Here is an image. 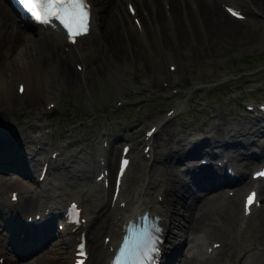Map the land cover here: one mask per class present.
Segmentation results:
<instances>
[{
    "label": "bare ground",
    "instance_id": "bare-ground-1",
    "mask_svg": "<svg viewBox=\"0 0 264 264\" xmlns=\"http://www.w3.org/2000/svg\"><path fill=\"white\" fill-rule=\"evenodd\" d=\"M95 1L97 2V5L90 18V33L88 35L93 37L82 38V40H79L74 45L67 43L68 45L65 49H62L60 45L59 47H56L55 45L51 46L50 41L43 36L32 37L24 28L11 27L9 23L10 16L7 15V12L5 11L6 8H4L0 2V12H2V15L0 14V89L2 91H0V94L4 97L5 93V95L10 98L9 102L14 105L18 104L19 106L21 103L22 105L27 106L30 112L29 118L41 116L40 114L42 113V110L39 108L43 96L47 94L48 88L56 89L59 84L76 85L82 75L89 72V69L92 68L93 64L89 63V59L87 60L85 55L88 53L89 49H91L90 40H92L93 44L98 45L96 49H99L101 52H113L116 54L123 53V48L125 47L123 41L125 38L127 40H133L134 31L127 18L128 14L120 9L119 3L116 7L114 0ZM125 1L134 4L135 10L139 16H147L152 22L154 19L159 20L162 26L160 31L161 36L162 34L172 35L177 39L178 48L184 47L185 45L187 46V43L185 42L187 40L185 39V32L189 33L190 31H193L194 33L198 29L193 25L196 20H200L201 25L205 28V42H207L206 44L210 46L211 50L212 48H217V46L222 47V49H227L234 44H240L243 42L252 43L256 40L255 38L261 40V42L264 41L262 20L260 22L258 19L245 18L242 20L234 16L232 17L222 8L223 6L217 3V0H151L152 3L150 0ZM238 3L245 11L252 13H255L256 11L264 12V0H238ZM154 13H158L155 14L156 17H154ZM195 14L197 15L196 17H194ZM166 19H169L170 22ZM144 21L147 20L141 18V20H139L140 25H143L142 23ZM186 24L188 28H186ZM146 25L147 24L144 25V28H146ZM121 30H125L124 35L118 33ZM58 34L60 35V33ZM162 40L165 41L166 37ZM198 42L199 41L194 40L193 44L189 46L191 53L200 51V45L202 42ZM3 44L4 53L1 52ZM104 57L106 59V56ZM73 61L80 63L81 67L78 71L75 67L72 68L73 65L71 63ZM85 61L87 62V66ZM10 66H13V70L20 72V75L25 77L20 76L18 78L25 83L21 93H17L11 89L10 86L6 88L5 82L7 73L13 71L9 69ZM96 66L99 67L98 65ZM162 73L161 77L163 79L173 80L169 71H164ZM9 75L10 74H8V76ZM178 79L181 80L182 76H178ZM115 80L118 82V77H116ZM83 81H86V79H83ZM43 82L47 85L46 91L44 87L42 88ZM160 85L161 84H159L157 80L151 89L154 90L157 88L159 90ZM20 111L23 112V114H26L27 110L20 109ZM153 114L154 112L144 114L143 118L152 119L153 116H155ZM214 115L220 117L218 125L211 127L212 130L207 134L202 132L197 135L196 139L194 138L193 142L185 147V141L181 139V132L179 131V123H182V121H172V117H162L161 120L155 119L152 121V123H155V130L149 138L154 141L153 148L156 150V156L151 159L147 170H144L145 166L137 159L131 161L132 167L136 172H133L131 175V173L126 170L120 183L117 198H115L111 205L108 203L111 193V191H109V184L104 186V184H102L103 178L99 181H94L91 176L95 170L94 163L90 162L84 167L78 168L72 165L75 162L74 160H69L65 157L64 167H61L60 170L57 171L54 170L51 177L47 174L48 171H45L43 179L58 186L57 190H61L64 186L62 184L67 183L69 180V178H67L69 174L60 175V173L68 171L66 168L71 167L72 172L75 174L74 179L76 181H79L81 185L87 184V182L90 181V187L95 190V194H90L91 196L85 199L74 193H71V197L76 198L80 204H98L92 206L97 210H100L102 207L104 209L108 207V209L110 208L112 211V214H103L105 217L104 224L108 230L106 233L109 238L107 242H103L102 239L99 241V236L95 237L90 229L87 230L85 234L86 238L91 240L92 258L89 260V264H104L109 255L108 248L115 237L113 234L118 232L119 222L123 218L134 214L136 210L144 208H147L149 212L157 213L159 216L158 221H163L164 223H166V221L168 223L171 221L168 220L169 217L172 219L175 218L177 214L181 215L180 219L183 223L181 228L183 227L184 234L189 236V240L191 241L193 238L195 239L196 245L190 249H185L183 257L177 259V261L175 259L174 263L244 264L246 262L247 264H264V214H260L262 211L264 213V202L263 205L260 206V213L253 215L252 220L249 216L241 219L243 222L241 227L246 228L242 229L237 227V221L240 219L237 196H235V203L234 200L230 199L226 192L217 188L213 178H194L187 169L182 170L181 168V165H185L186 162H188L186 165L190 167L199 164L198 157H207L216 154L215 150L212 148V144H214V146L220 145L228 150L230 148V150L235 152L240 151L241 146H243L245 148L240 151V158H243L242 160L249 164L255 159V154L251 152L252 144L250 143L254 140L256 135L258 136L264 132V114L255 118L251 116L252 114H248V116L246 115V117L243 118H230L224 116L223 113ZM162 116H165V114ZM209 120L210 118H208V121ZM17 122H20V120L18 119ZM24 123H26V129H28L30 124H27L26 120ZM129 123L130 124L127 125L125 123L121 124L119 126V129L122 130L119 131L121 133L115 131L113 133V138L116 139L124 134L130 140L135 138L139 141L141 138L140 124H137L136 122ZM123 129H125V131H123ZM42 131V129H38L39 136H42ZM25 138V145L27 147H25L26 150L24 148L21 150L17 145V142L4 138L3 136L0 137V159L12 161L10 165L13 166L18 164L22 165L24 170H31V166L29 165L31 162L33 165L32 170L36 165V170L38 169L39 173L42 163L38 162L37 158V162L33 159L32 154L34 151L30 146L33 141L30 138L29 130L27 131V136L25 135ZM257 140H262L261 136H258ZM132 147V149L135 150L136 147L134 145H132ZM116 151L117 144L110 142L105 150L103 165H100L99 163H95V165L101 167L106 166L109 169ZM63 153L64 151L61 150L58 154L63 155ZM92 153L94 154V152ZM199 154L202 156H198ZM182 159H185V161H182ZM178 160L179 163L177 164L176 162ZM54 163L55 158L50 159L49 166ZM205 167L209 170V165H206ZM78 169L81 171L75 172ZM243 169L244 168L240 167V171H243ZM5 172L8 173L9 171L5 170ZM6 173L3 172L0 174V189L4 190L5 187L11 185L16 186L17 191L19 192L17 202L21 201V203L24 204L32 197L30 200H39L40 203H43L46 199L54 197V195L51 194L44 196L39 192H33L28 196L23 195L20 201H18L19 196L22 194L21 192H26L30 188L19 181L7 180L11 175H7ZM239 174L240 173H238V176ZM106 177H109V172ZM222 177L225 178L226 175L223 174ZM239 178H241V175ZM249 182L250 180L246 179L244 183ZM258 188V195L264 198V178ZM110 190H112V184ZM156 193L157 195H160L159 204L154 203L156 200ZM119 199H124V204L122 206L117 203ZM189 201L191 202L190 205H188V203H190ZM184 203L189 206V211L187 213L183 210L180 211L179 209ZM21 212L22 219L24 220L28 212ZM36 225L37 224H27L26 221H23L22 223L25 230L35 229ZM46 225L50 226L49 220L46 221ZM89 225L91 224L89 223ZM6 227L7 223L0 221V231L1 234H3L0 236V243L5 241L4 230ZM167 227L168 225L162 226V231L165 232L166 236H168V232H170ZM173 235H175V233H171L169 236L173 237ZM213 239H217L220 243L215 249H213L214 251L212 254L198 253L201 244L206 245L207 242ZM24 241L26 243H33L34 247L39 243L37 239L31 237H26ZM63 243L65 248L62 249V251L67 254L70 252L71 245L66 246V240H64ZM219 251L223 252V256ZM3 264H13V262L5 259ZM34 264L46 263L44 262L43 257L40 256L35 260Z\"/></svg>",
    "mask_w": 264,
    "mask_h": 264
},
{
    "label": "rangeland",
    "instance_id": "rangeland-1",
    "mask_svg": "<svg viewBox=\"0 0 264 264\" xmlns=\"http://www.w3.org/2000/svg\"><path fill=\"white\" fill-rule=\"evenodd\" d=\"M95 3L97 2L95 1ZM242 9L244 8L242 7ZM259 12L260 13L256 14L253 13L254 15L248 13L247 18L258 19L260 22L262 20L264 28V12ZM164 13L169 16L166 12ZM155 14L158 13H154V17H156ZM196 16L195 14L194 17ZM127 18L129 20V14ZM169 19L166 20L170 22ZM155 20L157 19L153 21ZM194 23V27L198 29L194 33L193 31L189 33L185 32V39H187L185 42L187 46L185 45L179 48L177 47V39L172 35L162 34L161 36L160 31L162 26L159 20H157V23H145L147 25L146 28L143 29V32L145 31L144 33L140 31L135 32L133 30V40L123 39V45L125 47L121 54L105 51L101 52L99 49H96L98 45L93 44L91 41V49H89L85 57L87 60L89 59V63L93 64V66L89 69L87 74L82 75L81 79L78 80L79 85L64 84L61 85L60 90L57 88L53 90L51 88V90L49 89L48 97L51 98L49 100L54 101V105L51 110H47V113L44 112V115L45 118L47 116L48 119H51L53 123H55L52 124V127L47 128L49 130L52 129V132L49 131L50 133L46 136V139L50 142H55V134L60 132L57 127L62 124L66 126L67 121L70 120L87 119V121L91 123H87L86 127L92 126L94 129L99 130H102L103 126L111 120V122H114L119 118V121L126 122L133 114L127 115L128 111L133 109V106L140 107V115H142L143 112H152L156 107L158 108V106L153 107L152 103L156 97H170L171 100L173 99L174 101L175 98H183L187 94L185 99L183 98L180 100L181 102L184 100L186 101L182 111L179 112H190L195 114V109H199V105H194L192 100L188 98L194 91L199 92L202 97V103L205 105L204 107L209 108L213 104L214 107H218L220 113H223L224 116L230 118L246 117V114L242 111L243 109L237 104L241 98L237 99V97L242 96L243 98L244 96L245 99H247L246 101H248L253 99L258 100V98L263 95L258 90L259 87L255 89L251 88L250 81L251 79L253 80V87L260 84L264 88V41L261 42V40L255 38L256 40L252 43L243 42L234 44L227 49H222V47L217 46V48H212L211 50L210 46L205 42V28L201 25V21L196 20ZM131 25L132 29H135L132 23ZM186 28H188V26ZM118 33L124 35L125 30H121ZM165 37L166 40H162ZM194 40L199 41L198 43H202L199 52L191 53L189 46L193 44ZM50 45L53 46L51 43ZM3 48L4 44L1 51L4 53ZM104 56H106V59ZM169 63L174 64L176 68L169 69ZM85 64L87 66L86 61ZM253 65H258L259 67L254 71H249L247 68H251ZM72 68L74 67L72 66ZM9 69L13 70L14 67L10 66ZM166 70L171 71L174 75H181L182 79L174 83H163L161 81V75L163 74L162 72ZM116 77L119 79L118 82L115 80ZM83 79H86V81H83ZM157 80L158 83L161 84L159 90H163L152 95L148 87L150 86L152 88V83H156ZM146 85L148 87L144 88ZM12 86L14 87V83ZM177 89L183 91L180 93ZM0 101L8 103V99L2 97L1 94ZM119 101L121 102L120 105L114 106V104ZM66 106L67 109L65 108ZM15 107H18V104H15L13 108ZM3 110L7 109L3 108ZM205 112L206 110H202L199 117L197 116L200 120L203 119L204 124L208 122ZM42 117L40 118L41 120H43ZM177 119V116L172 117V121L178 122ZM103 121H105L104 125L100 127ZM73 122L77 123V121ZM115 126V123H111L107 130H115ZM67 128L71 127L67 125ZM185 129L186 126L180 125V132L185 131ZM123 131H125V129H123ZM263 135L264 132L258 136H261L262 139ZM258 136L256 135L250 144L258 143V141H260L257 140ZM119 137L127 142L130 140L124 134ZM180 137L184 141L185 132H181ZM138 146H140V143ZM56 148L59 147L56 146ZM60 157L62 158V154H57L55 161H58ZM176 163L178 164L179 160ZM36 167L35 165L34 169H36ZM133 172H136V170L133 169ZM70 183L69 181L67 185H64L69 190ZM260 214H264L263 211ZM179 216L181 218V215ZM252 219L253 217L251 220ZM236 225L239 227L238 224ZM240 228L243 229L246 227Z\"/></svg>",
    "mask_w": 264,
    "mask_h": 264
},
{
    "label": "snow or ice",
    "instance_id": "snow-or-ice-1",
    "mask_svg": "<svg viewBox=\"0 0 264 264\" xmlns=\"http://www.w3.org/2000/svg\"><path fill=\"white\" fill-rule=\"evenodd\" d=\"M21 6L32 5V6H45L38 7L35 11H31L25 8V12L28 13L37 22H42L45 24L51 23L49 17H55L61 26L69 34V39L71 40L74 36L79 38L82 35L88 33L90 29V5L89 0H18ZM52 6V7H48ZM59 6V7H56ZM232 11V10H230ZM233 15H238L237 12L232 11ZM128 161H123V164H127ZM259 175H264L260 173ZM257 193L252 192L249 194L246 201L247 205L255 204V199ZM126 238V242H127ZM121 251L124 249L122 247ZM159 249L157 247L150 246L142 254L136 257L134 264H155V256ZM78 256L87 257L86 245H80V251H78ZM77 264H85L84 260H78ZM114 264H125V260L118 257L114 261Z\"/></svg>",
    "mask_w": 264,
    "mask_h": 264
}]
</instances>
